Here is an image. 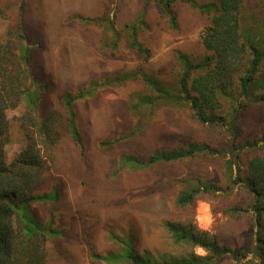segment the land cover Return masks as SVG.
I'll return each instance as SVG.
<instances>
[{
  "label": "rangeland",
  "instance_id": "374dc122",
  "mask_svg": "<svg viewBox=\"0 0 264 264\" xmlns=\"http://www.w3.org/2000/svg\"><path fill=\"white\" fill-rule=\"evenodd\" d=\"M170 10L176 29L153 0H0V73L3 69L15 77L20 90L41 95L37 112H29L22 94L13 99L16 108L5 110L6 163L34 143L39 175L33 176L31 188L39 195L58 192L54 202L27 205L37 222L60 232L45 243V264H105L94 256L120 253L124 240L141 258L181 257L189 248L173 243L167 231L172 223H192L221 245L248 250L246 260L227 257L221 264H250L246 247L256 231L255 201L240 178L246 177L249 160L264 156V102L250 101L264 94V86L256 84L264 78V57L248 97L241 94L240 83L253 51L264 52V0L243 2L238 44L245 45V52L237 65L229 64L219 74L210 60L191 74L190 81L209 78L203 110L220 119L213 125L199 123L184 102L136 107L142 96L155 98L140 73L177 93L183 73L178 55L193 65L214 56L202 41L211 16L189 2L175 1ZM132 33L143 53L131 47ZM21 34L29 46L33 77L21 61ZM77 94L84 95L72 106L78 144L62 104L64 96ZM189 145L206 149L143 169L120 167L124 156L144 160ZM197 181L212 183L219 191L178 205V195ZM201 204L207 205L206 213ZM192 251L205 255L199 248Z\"/></svg>",
  "mask_w": 264,
  "mask_h": 264
},
{
  "label": "trees",
  "instance_id": "16d2710c",
  "mask_svg": "<svg viewBox=\"0 0 264 264\" xmlns=\"http://www.w3.org/2000/svg\"><path fill=\"white\" fill-rule=\"evenodd\" d=\"M153 1L162 9V15L168 19L172 29L177 28L176 18L170 10V6L175 1L189 2L196 6L200 12L210 15L209 25L205 28V35L202 36V41L204 47L212 51L214 56L205 58L201 63L193 65L186 56L179 54L178 58L182 62L183 73L177 93L165 88L153 77L140 73L141 81L153 91L155 98L142 96L137 100L136 107L151 106L155 102L165 104H180L184 102L189 104L199 123L204 125L216 124L220 119L215 116H207L203 110L204 104L208 103L207 98L210 94L209 91H211L208 86L204 87V82L209 78L196 76L191 78V81L189 79L193 71L202 69L210 60L215 62L214 68L217 70L214 73L217 71L219 74L224 73L223 71L229 67V64L237 65L240 55L245 52V45L238 44V39L242 33L239 27V14L241 13L244 0H210L204 4H196L192 0ZM111 31L116 39L118 35L112 27ZM20 37L24 44L22 47L24 54L21 56V61L28 67L26 71L30 73L29 76L33 77L28 58L29 46L25 43V37L22 34ZM243 38L246 43L250 42L248 36ZM116 40H114L115 45ZM130 45L138 53H143L136 41L135 33H132L130 37ZM263 57L264 52L260 54L253 51V60L250 63L249 70L241 78L240 83L241 94L245 97L249 96L250 86H256L253 84V80ZM32 82L35 84L34 79ZM258 82L256 84L261 87L264 86V78ZM17 83L15 77H12L6 70L2 69L0 73V264H45L47 258L45 243L48 238L59 236L60 232L37 222L29 214L27 205L33 202H54L58 198V192L54 190L46 195H39L35 194L31 188L33 176L39 175V166L37 165L38 150L34 147V143L28 145L14 162L6 163L4 146L8 142V123L5 119V110L16 108L17 102H14L13 99L19 98V95L22 94L26 97V105L31 109L29 112H37V102L41 97L37 91L30 93L29 90H20ZM224 84L226 83L224 82ZM217 88H219L218 85ZM208 89L209 91H207ZM83 97V94H77L73 96L67 95L62 99V104L68 113V130L77 144L80 143L81 139L75 124L72 106L75 101L81 100ZM250 101L252 103L264 102V94L254 96ZM251 147H256V145L252 144ZM262 148L264 149V137L262 138ZM205 149V146L189 145L175 151L155 153L144 160L133 156H124L121 157L120 167L143 169L158 163H169L192 157ZM229 165L231 166L230 162H228ZM240 179L244 181L248 192L255 201L252 204V210L253 215L255 214L256 231L252 235L250 246L246 247L247 249L250 248L249 253L251 254L248 263L264 264V225L262 223L264 216V156L254 157L249 160L246 177ZM232 182L237 183V180H232ZM216 191H219V188L212 183L193 182L188 191L178 195L177 204L188 206L199 194H214ZM238 210V207L233 208L235 213ZM242 211L248 212V208H244ZM167 231L171 234L170 237L173 243L186 245L189 248L188 252L181 257H164L160 258L159 261L151 260L135 255L129 242L124 240V242H121L122 251L120 253H109L100 258L94 256L93 259H100L105 264H120L122 262L128 264H221L227 257L235 261L246 260L248 254V250L245 248L239 251L238 249L221 245L215 235L212 236L208 232L198 230L192 223H172L167 226ZM192 248L203 250L205 255H196Z\"/></svg>",
  "mask_w": 264,
  "mask_h": 264
},
{
  "label": "clouds",
  "instance_id": "9594fccd",
  "mask_svg": "<svg viewBox=\"0 0 264 264\" xmlns=\"http://www.w3.org/2000/svg\"><path fill=\"white\" fill-rule=\"evenodd\" d=\"M200 211H202V212H207V205H205V204H201V206H200Z\"/></svg>",
  "mask_w": 264,
  "mask_h": 264
}]
</instances>
